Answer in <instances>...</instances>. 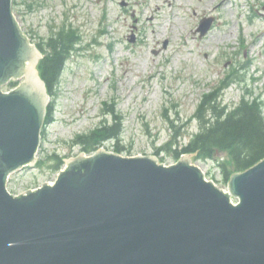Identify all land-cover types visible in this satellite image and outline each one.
Masks as SVG:
<instances>
[{
	"label": "water",
	"instance_id": "obj_1",
	"mask_svg": "<svg viewBox=\"0 0 264 264\" xmlns=\"http://www.w3.org/2000/svg\"><path fill=\"white\" fill-rule=\"evenodd\" d=\"M40 56L12 0H0V264H264V159L226 193L187 159L99 152L71 160L53 185L11 194L8 177L34 162L46 116Z\"/></svg>",
	"mask_w": 264,
	"mask_h": 264
},
{
	"label": "rangeland",
	"instance_id": "obj_2",
	"mask_svg": "<svg viewBox=\"0 0 264 264\" xmlns=\"http://www.w3.org/2000/svg\"><path fill=\"white\" fill-rule=\"evenodd\" d=\"M13 2L14 13L34 44L62 26L75 28L81 36L67 61L55 101L56 120L46 126L37 160L54 152L69 155L66 160L80 154L72 139L104 117L112 121L103 114L106 101L123 117L122 155L153 156L171 164L177 160L171 150L174 144L188 142L199 130L193 116L203 94L228 71L237 69L239 80L225 89L222 104L234 106L244 93L264 99V0ZM204 17L214 20L200 37L197 27ZM168 117L180 128L172 146L167 144L175 129ZM113 145L114 140L105 142L107 150ZM219 157L228 159L227 152ZM191 159L208 179L227 190L216 159ZM51 163L13 172L10 191L24 193L54 180L57 173Z\"/></svg>",
	"mask_w": 264,
	"mask_h": 264
},
{
	"label": "trees",
	"instance_id": "obj_3",
	"mask_svg": "<svg viewBox=\"0 0 264 264\" xmlns=\"http://www.w3.org/2000/svg\"><path fill=\"white\" fill-rule=\"evenodd\" d=\"M78 40L74 30L63 27L49 37L46 48L40 45L46 53L39 64L40 73L49 93L54 97L57 95L65 62ZM228 84L229 80L225 81L223 86ZM221 90L222 87L203 97L195 113L200 123L199 132L187 144L175 148L173 154L176 158L183 153H197L202 158H215L218 152L226 151L228 159L220 161L219 164L224 180L227 181L233 172L246 170L264 159V101L260 97L250 99L244 96L238 105L228 109L218 101ZM106 112L112 116L110 124L104 119L90 132L78 135L73 141L80 144L82 150L90 152L106 140L115 139V147L121 151L123 117L115 107L108 108ZM53 120L54 103H51L45 122L50 123ZM171 124H174L173 120ZM177 133L176 131L174 141L177 139ZM52 158L56 160L54 168L59 169L63 158L56 153Z\"/></svg>",
	"mask_w": 264,
	"mask_h": 264
},
{
	"label": "bare ground",
	"instance_id": "obj_4",
	"mask_svg": "<svg viewBox=\"0 0 264 264\" xmlns=\"http://www.w3.org/2000/svg\"><path fill=\"white\" fill-rule=\"evenodd\" d=\"M36 68V67H35ZM36 72H37V70H36Z\"/></svg>",
	"mask_w": 264,
	"mask_h": 264
}]
</instances>
